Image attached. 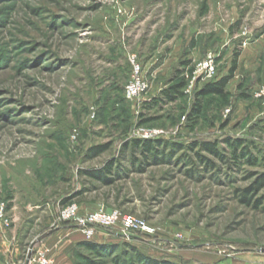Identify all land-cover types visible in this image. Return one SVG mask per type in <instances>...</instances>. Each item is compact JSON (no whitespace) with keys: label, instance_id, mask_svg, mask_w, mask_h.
<instances>
[{"label":"rangeland","instance_id":"obj_1","mask_svg":"<svg viewBox=\"0 0 264 264\" xmlns=\"http://www.w3.org/2000/svg\"><path fill=\"white\" fill-rule=\"evenodd\" d=\"M262 33L264 0H0V203L11 218L0 226L31 216L25 261L46 231L68 228L58 264H129L134 249L172 264H264V180L250 204L241 199L264 177L260 86L209 94L190 115L209 81L193 80L196 63L216 53L220 77ZM133 57L148 87L129 100ZM184 76L183 94L163 101ZM156 139L165 143L150 153L133 144ZM100 171L107 181L89 174ZM71 202L156 231L98 229L90 241L111 248L97 253L73 221L53 225Z\"/></svg>","mask_w":264,"mask_h":264},{"label":"built area","instance_id":"obj_2","mask_svg":"<svg viewBox=\"0 0 264 264\" xmlns=\"http://www.w3.org/2000/svg\"><path fill=\"white\" fill-rule=\"evenodd\" d=\"M132 76L126 85V98L129 100L138 99L141 94L148 87L147 82L144 80L142 66L132 59ZM203 75L208 80H214L218 77L217 70V54L210 52L207 56L196 63L193 71V80L198 76ZM255 97L259 99L264 105V81L259 89L255 92ZM160 131H146V136L162 135ZM73 221L77 229L86 236L87 239H93L98 232V229L118 228L124 234L128 232L140 230L145 234L152 235L155 233V227L151 226L148 222L140 219L132 214H123L118 209L105 210L104 208L94 211H82L77 202H71L60 208L58 216L53 225L57 222ZM11 218L7 214V205L4 202L0 203V224L9 226ZM36 262L38 264H56L55 260L48 255V250L39 248L32 259L20 264H31Z\"/></svg>","mask_w":264,"mask_h":264},{"label":"crops","instance_id":"obj_3","mask_svg":"<svg viewBox=\"0 0 264 264\" xmlns=\"http://www.w3.org/2000/svg\"><path fill=\"white\" fill-rule=\"evenodd\" d=\"M238 62L246 67V71L244 73H239L237 69L227 88H257L260 86L264 79V69L260 71L261 65L264 64L263 33L260 34V36H257L251 44L245 46L242 53L238 55ZM229 69L230 67L224 75L228 74ZM235 79L238 80L234 82ZM15 208L16 205L13 209ZM30 217L31 216L27 217L17 213L13 215V221L16 223L15 227L5 228L0 226V264H14L25 261L29 249L27 246V240L25 239L27 238L26 226ZM50 220L51 219H48V221ZM71 233L72 231L68 228H60L59 230L52 232L46 231L44 233L45 236L48 235L47 238H45L46 241L42 244H37V247H43L48 250V255L55 260L56 264H58L61 260V256L59 257L58 254L60 249L59 240L68 237ZM99 234L100 237L103 234L107 235L103 232ZM80 235L82 236V239L88 240L82 232H80Z\"/></svg>","mask_w":264,"mask_h":264},{"label":"trees","instance_id":"obj_4","mask_svg":"<svg viewBox=\"0 0 264 264\" xmlns=\"http://www.w3.org/2000/svg\"><path fill=\"white\" fill-rule=\"evenodd\" d=\"M238 53L235 54V57L233 58V62L232 65L229 69L228 74L223 75L221 77H217L214 80H209L207 81L196 93L195 96V100L193 103V107H192V111L190 113V115H199L202 111V99L203 97L209 95V94H215L221 97H226L228 95V91H227V86L229 84V82L231 81V79L234 77L236 70L238 69ZM187 64V62H185ZM187 86V79L184 77H182L179 82L173 84L172 86L164 89L162 91L163 96L165 95V99H162L163 101H174L176 100V98L180 95L183 94V90L186 88ZM155 103H159V101L155 100ZM197 117V116H196ZM165 143L164 140L161 139H156V140H135L133 144H135V146L142 152V153H150L152 150L154 149H158V145L161 143ZM243 144L242 140H233L231 141V145L234 147V154L236 158H240L241 156H245V152H241L239 151V147ZM205 146L207 149L211 150L212 152H214L216 155L218 156H222L221 153L217 150L216 148V144H210V143H205ZM246 148V146H245ZM102 149H104V147L98 149L97 151H95V153H99L100 151H102ZM248 160H251V158H249ZM109 168V167H108ZM107 168V169H108ZM105 171H100V172H88L89 174L107 181V178L104 174ZM263 178V179H262ZM262 178H258V180L249 188H246L244 190L241 191V199L245 202H247L248 204L251 203V197L249 196V194H251L253 191L258 190L264 180V177ZM255 206H257V204H255ZM91 240V239H90ZM88 240H82L80 243L97 252V253H102V251H107V249H109L110 246L104 245V244H97L94 243L93 241ZM111 248V247H110ZM110 250V249H109ZM135 250V254H132L133 256L130 258L129 260V264H136L134 258L136 256L137 260L141 261L143 264H172L171 262H166V261H162V260H158V259H154V258H149L148 256L143 255L141 252H139L137 249ZM117 251V250H116ZM121 255L117 256L116 259L120 260ZM122 259V258H121Z\"/></svg>","mask_w":264,"mask_h":264},{"label":"water","instance_id":"obj_5","mask_svg":"<svg viewBox=\"0 0 264 264\" xmlns=\"http://www.w3.org/2000/svg\"><path fill=\"white\" fill-rule=\"evenodd\" d=\"M31 258H32V249H30V251H29V255H28V263H29V261L31 260Z\"/></svg>","mask_w":264,"mask_h":264}]
</instances>
